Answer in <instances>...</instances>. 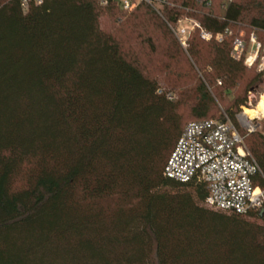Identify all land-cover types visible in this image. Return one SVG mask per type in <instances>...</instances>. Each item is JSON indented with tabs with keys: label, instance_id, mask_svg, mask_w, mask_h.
<instances>
[{
	"label": "trees",
	"instance_id": "16d2710c",
	"mask_svg": "<svg viewBox=\"0 0 264 264\" xmlns=\"http://www.w3.org/2000/svg\"><path fill=\"white\" fill-rule=\"evenodd\" d=\"M130 1L0 0V264H264V205L213 210L203 183L163 175L186 126L237 125L264 70L232 46L264 43V0ZM101 17L138 25L148 62L159 46L192 85L147 74ZM259 124L239 131L264 175Z\"/></svg>",
	"mask_w": 264,
	"mask_h": 264
},
{
	"label": "built area",
	"instance_id": "2783aa9c",
	"mask_svg": "<svg viewBox=\"0 0 264 264\" xmlns=\"http://www.w3.org/2000/svg\"><path fill=\"white\" fill-rule=\"evenodd\" d=\"M42 1L33 0L35 4ZM143 1L152 4L153 0ZM21 5L25 9L27 0H21ZM122 7L131 9L133 2L122 0ZM200 36L206 40L210 38L204 31ZM217 39L220 40V36ZM243 51V40L235 39L232 57L243 58L246 65L258 60L257 70H264V43L251 35L250 50L245 57ZM243 111L244 107L235 115L238 127L228 117L223 121L208 119L186 126L164 165L163 175L169 179L180 183H203L207 189L204 199L207 208L248 214L264 205V186L260 185L264 175L239 131V128L246 133L255 131L258 114L249 118Z\"/></svg>",
	"mask_w": 264,
	"mask_h": 264
},
{
	"label": "rangeland",
	"instance_id": "374dc122",
	"mask_svg": "<svg viewBox=\"0 0 264 264\" xmlns=\"http://www.w3.org/2000/svg\"><path fill=\"white\" fill-rule=\"evenodd\" d=\"M136 2L137 1H133V5H135ZM112 22V20H109L105 17H101L100 19L101 26L104 29L110 31L112 30L113 34L118 36L123 41H129L126 43V45L130 46V48L138 55L139 59H141L144 70L147 74L152 77H156L160 80H163V82H165L167 85H170L172 83H175L176 85L178 84L179 86L183 87H190L192 85V82L189 77V69L187 68L185 62H170V69H168V58L166 56H162V51L159 46L158 53L155 54L157 55L156 58H154L155 61L148 62V58L142 55L143 51L141 50V45L143 44L139 43V41H136L135 38L133 39V37L136 36L138 32H141L140 27L138 25H136V27L131 26L130 21H128L127 23L122 25L121 28H118L114 27ZM194 23V21L187 18H182L176 23L173 28V32L180 43H183L185 37L187 36L189 30L192 28ZM114 28H116V30H114ZM240 34L243 33L241 32ZM261 97H264V76H262V78L259 80L257 86L253 90H251V92L248 93L247 104L242 106L241 110L244 107V110L248 109L252 111L256 107V104L258 103ZM248 103H250V105H248ZM257 120L260 123L259 127H264V116L258 115ZM108 203H111V201L107 202L106 204Z\"/></svg>",
	"mask_w": 264,
	"mask_h": 264
},
{
	"label": "bare ground",
	"instance_id": "6f19581e",
	"mask_svg": "<svg viewBox=\"0 0 264 264\" xmlns=\"http://www.w3.org/2000/svg\"><path fill=\"white\" fill-rule=\"evenodd\" d=\"M243 114L249 118H252L255 115H261L264 116V97H261L258 103L256 104V107L251 111L248 109H245L243 111Z\"/></svg>",
	"mask_w": 264,
	"mask_h": 264
}]
</instances>
